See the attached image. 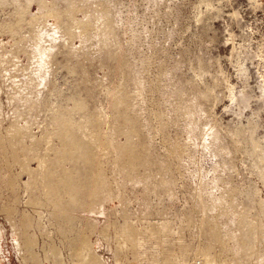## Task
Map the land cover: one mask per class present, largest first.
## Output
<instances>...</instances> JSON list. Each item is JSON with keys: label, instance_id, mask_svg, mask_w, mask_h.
Returning <instances> with one entry per match:
<instances>
[{"label": "rangeland", "instance_id": "obj_1", "mask_svg": "<svg viewBox=\"0 0 264 264\" xmlns=\"http://www.w3.org/2000/svg\"><path fill=\"white\" fill-rule=\"evenodd\" d=\"M97 262L264 264V0H0V264Z\"/></svg>", "mask_w": 264, "mask_h": 264}, {"label": "bare ground", "instance_id": "obj_2", "mask_svg": "<svg viewBox=\"0 0 264 264\" xmlns=\"http://www.w3.org/2000/svg\"><path fill=\"white\" fill-rule=\"evenodd\" d=\"M84 246H87V244H84ZM87 252H88L87 258L86 257H84V258H86L85 259L86 261H89L90 262V260H92V258H93V254L90 255L91 253L88 250H86V252L84 254H86ZM93 264H98V262L97 263H93Z\"/></svg>", "mask_w": 264, "mask_h": 264}]
</instances>
